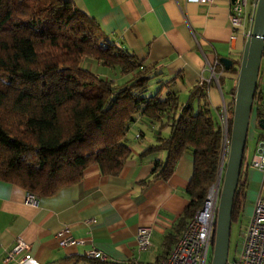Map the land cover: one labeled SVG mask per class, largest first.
<instances>
[{"label":"trees","instance_id":"trees-1","mask_svg":"<svg viewBox=\"0 0 264 264\" xmlns=\"http://www.w3.org/2000/svg\"><path fill=\"white\" fill-rule=\"evenodd\" d=\"M87 59L132 75L123 82L107 79L86 68ZM229 70L238 74L239 66ZM160 75L153 65L112 41L99 21L72 0H0V180L39 198L79 183L92 165H99L104 175H119L133 154L129 130L141 118L157 126L158 137V143L141 155L167 153L164 161H155L144 184L168 180L184 153L191 150L194 156L186 188L189 203L165 237L168 251L218 179L224 136L208 107L206 83L194 86L188 100L181 102L169 87L172 80H156ZM232 95L227 105L230 118L236 90ZM263 117L259 80L253 124ZM165 127L170 128L167 136L162 135ZM259 139L264 140V134ZM245 159L244 153L232 223L246 199Z\"/></svg>","mask_w":264,"mask_h":264},{"label":"crops","instance_id":"crops-1","mask_svg":"<svg viewBox=\"0 0 264 264\" xmlns=\"http://www.w3.org/2000/svg\"><path fill=\"white\" fill-rule=\"evenodd\" d=\"M72 1L96 18L112 41L161 72L156 80H172L169 87L181 102L188 100L194 86L206 83L208 107L220 122V109L232 101L238 83V74L220 59L231 58L233 66H240L245 45L241 37L232 38L230 0H217L212 5L186 0ZM88 62L84 61L86 68L105 77L101 70L106 66L96 60ZM260 85L264 90V72ZM156 130L157 126L138 118L127 136L133 154L119 175H104L99 165H92L79 183L53 196L39 197L37 204L26 202L28 191L22 186L0 180V264H21L18 260L22 254L18 260L4 261L18 239L31 248L32 257L23 264H93L84 258L92 247L105 253L110 264H152L166 257L175 243L167 251L165 237L189 203L186 188L193 175L194 156L191 150L184 153L168 180L144 184L151 177L155 161H164L167 156L163 150L141 155L148 146L158 143ZM169 133V127L163 128V136ZM256 148L257 144L244 166L247 201L253 204L249 219L263 175L249 166ZM145 225L154 227L152 246L140 250L137 231ZM65 227L86 242L61 247L56 233Z\"/></svg>","mask_w":264,"mask_h":264},{"label":"built area","instance_id":"built-area-1","mask_svg":"<svg viewBox=\"0 0 264 264\" xmlns=\"http://www.w3.org/2000/svg\"><path fill=\"white\" fill-rule=\"evenodd\" d=\"M217 0H186L189 3L212 5ZM231 3L230 24L233 28L232 38L241 37L245 44L250 38L255 23L257 2L252 1L250 9L248 0H235ZM264 60V54L263 59ZM264 70L261 71V74ZM233 116V115H232ZM231 116V118H232ZM230 114L224 103L220 109V124L224 136V151L221 170L216 182L209 188L203 207L196 212L183 230L178 241L170 253L152 264H211L209 259L211 248L214 249L219 201L223 186V172L226 167V156L229 154L231 143ZM249 166L262 172V182L258 198L255 202L253 213L248 221L243 234L242 244L233 258L227 264H264V140L257 144L256 155ZM26 202L37 204L38 197L28 192ZM153 225L139 227L137 243L140 250H148L152 246ZM61 247L79 245L86 242L84 238H77L72 234L70 227H65L56 233ZM30 244L18 239L15 246L6 252L4 261L18 260V255L23 257L18 261L23 264L31 259ZM85 256L100 261L108 260L105 253L97 248L86 250Z\"/></svg>","mask_w":264,"mask_h":264},{"label":"water","instance_id":"water-1","mask_svg":"<svg viewBox=\"0 0 264 264\" xmlns=\"http://www.w3.org/2000/svg\"><path fill=\"white\" fill-rule=\"evenodd\" d=\"M255 2H257L255 23L250 38L245 42L238 71L231 143L223 176L211 264L228 263L234 199L240 182L264 54V0H255ZM220 61L227 69H230L233 63V60L228 57H222ZM258 125L264 130V117L258 120Z\"/></svg>","mask_w":264,"mask_h":264},{"label":"rangeland","instance_id":"rangeland-1","mask_svg":"<svg viewBox=\"0 0 264 264\" xmlns=\"http://www.w3.org/2000/svg\"><path fill=\"white\" fill-rule=\"evenodd\" d=\"M252 1L253 0H248V2H249L248 8L249 9L251 7ZM241 59H242V56H241ZM88 61H89L88 63L90 64V62L93 60L88 59ZM85 64H86V62H85ZM106 67L107 68L105 69V71H104V68H102V70L100 68V70L103 72L105 77L109 78V79L114 78L118 82H123L127 78H129V76L132 75L131 74V75L123 76L118 67H115V68H110L108 66H106ZM94 68L99 69L96 64L94 65ZM262 70H264V60L261 64L260 73ZM260 78H261V76H259V80H260ZM261 134H264V130L259 127L258 120L255 123V125L253 124V120H252L248 139H247L246 150H245V156H246L245 164L247 162V159L251 157V154L253 153L254 147L260 141L259 137ZM228 156H229V154H227V156H226V163L228 160ZM224 172H225V170H224ZM224 172H223V176H224ZM247 199H248V196L246 194V199H245V202L243 205V209H242L239 217L235 221H233L232 226H231V240H230V251H229V257L230 258H233L234 255L236 254L237 250L240 248V246L242 244L243 234H244L246 226L248 224L249 211H250L253 204L252 203L250 204V202H248ZM212 256H213V247L211 248L210 255H209L210 260L212 259Z\"/></svg>","mask_w":264,"mask_h":264}]
</instances>
